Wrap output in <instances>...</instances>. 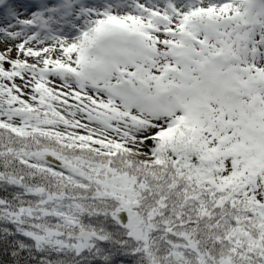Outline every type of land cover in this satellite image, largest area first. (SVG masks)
Listing matches in <instances>:
<instances>
[{"label":"snow or ice","instance_id":"obj_1","mask_svg":"<svg viewBox=\"0 0 264 264\" xmlns=\"http://www.w3.org/2000/svg\"><path fill=\"white\" fill-rule=\"evenodd\" d=\"M0 264H264V0H0Z\"/></svg>","mask_w":264,"mask_h":264}]
</instances>
